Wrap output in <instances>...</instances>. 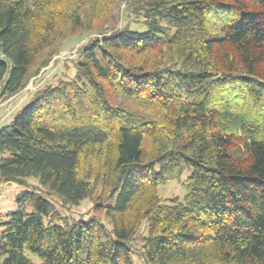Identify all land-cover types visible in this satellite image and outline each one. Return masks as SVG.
Masks as SVG:
<instances>
[{"label":"trees","instance_id":"16d2710c","mask_svg":"<svg viewBox=\"0 0 264 264\" xmlns=\"http://www.w3.org/2000/svg\"><path fill=\"white\" fill-rule=\"evenodd\" d=\"M101 6L115 26L79 51L75 76L0 130V182L24 188L0 264H135L143 223L146 264H264V0H0V99ZM187 169L183 199L161 200ZM48 196L91 199L107 224L65 221Z\"/></svg>","mask_w":264,"mask_h":264},{"label":"rangeland","instance_id":"374dc122","mask_svg":"<svg viewBox=\"0 0 264 264\" xmlns=\"http://www.w3.org/2000/svg\"><path fill=\"white\" fill-rule=\"evenodd\" d=\"M111 4V8L109 13L106 12V14H110L112 12H115L113 8V4ZM102 5V4H101ZM124 5L122 6L121 13L124 11ZM106 7L103 8L101 6V10L99 14L104 15L105 17L103 21L95 22L90 29V31H82L76 34L73 37H70L67 39V41L64 43L62 50L56 55L49 65L43 69H41L38 74L33 75L26 85L25 89L17 94L16 96L10 98L9 100L2 101L0 99V130L7 124H10L12 121H14L17 117H19L23 109L28 105L29 100L32 97V94L34 91H36L39 88H43L46 85L49 84H57L58 81L61 79H71L75 76L76 70H75V64L78 60V54L79 51L88 44L91 40L95 39L96 37H100V33L103 31L110 30L115 26L114 17H108L105 15ZM123 18L122 21L120 20L118 24V28L121 26H124L126 23H129L131 20L127 19V16L125 15V12L122 13ZM133 20V19H132ZM136 20V19H135ZM134 20V21H135ZM132 30L138 31V32H145L147 31V27L143 23L138 24H132ZM110 34V33H109ZM1 159V156H0ZM191 175V170L187 169L183 176L176 181H170L166 184L160 185L157 189V195L161 200H168L171 198H179L180 200L183 199V197L186 194V181L187 178ZM28 183L30 187L34 189L41 190L40 185L38 184V181L35 179H29ZM24 188H22L19 185H16L14 183H1L0 182V236L2 235L4 231V227L2 226V223L7 221L6 214L15 212L17 210L16 205V197L17 195L23 191ZM44 192V191H43ZM45 193V192H44ZM46 195V194H45ZM49 199L52 201L54 206L55 214L62 218L65 221L72 222L75 220H79L81 218L87 219L89 217H97L102 220L105 224H107V221L105 219L104 213L102 211H96L94 208V203L91 199H87L83 201L79 206H70L66 205L63 202H61L58 198L53 196H48ZM31 208H29V211ZM146 233V223H143L140 226V229L138 231V234L136 235V238L132 242L134 255L133 259L135 264H146L141 251H140V245H141V239L140 236H143V234ZM30 258L36 263H41V260L30 256Z\"/></svg>","mask_w":264,"mask_h":264}]
</instances>
